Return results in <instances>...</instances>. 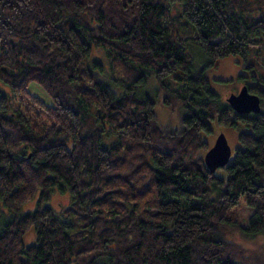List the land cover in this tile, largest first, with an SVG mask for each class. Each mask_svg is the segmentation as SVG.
Listing matches in <instances>:
<instances>
[{
    "label": "trees",
    "instance_id": "1",
    "mask_svg": "<svg viewBox=\"0 0 264 264\" xmlns=\"http://www.w3.org/2000/svg\"><path fill=\"white\" fill-rule=\"evenodd\" d=\"M190 39L205 67L243 56L249 75L238 77L264 102V0H0V79L13 91L0 93V201L11 212L0 264H264L248 253L264 243V111L237 112L204 68L194 74ZM94 46L123 92L87 63ZM149 75L166 107L185 110L179 127L162 126L137 92ZM42 116L44 131L32 124ZM212 119L251 128L225 176L204 160ZM57 189L70 195L60 210L47 204ZM242 201L247 225L234 218ZM236 229L257 240L244 245Z\"/></svg>",
    "mask_w": 264,
    "mask_h": 264
},
{
    "label": "rangeland",
    "instance_id": "2",
    "mask_svg": "<svg viewBox=\"0 0 264 264\" xmlns=\"http://www.w3.org/2000/svg\"><path fill=\"white\" fill-rule=\"evenodd\" d=\"M188 50L192 54V67L191 71L196 74L201 69L204 68L205 74L209 79L211 88L216 91L223 100H226L227 96L231 93H238L245 82L239 79V74L245 73L249 75L248 69L245 68V60L243 56L239 54H231L220 58L217 60L216 64L213 66L205 67L208 57L203 52L199 44L194 42L192 39L189 40ZM258 62L262 66L264 71V51H260L257 54ZM95 61H98L102 64V70L100 68H95L99 72L100 77L103 81L109 84L117 93L123 92L122 85L117 82L111 73L109 57L106 54V51L102 47H93L91 54L87 57V63L92 66ZM94 69V68H93ZM248 79L251 83L255 81L250 77ZM30 93L36 94L43 98L48 104H53L52 97L37 83L33 82L28 87ZM137 92L140 95L148 94L155 102L154 109L157 114V118L162 126L166 128H177L181 124V117L185 113L184 109L180 110H171L162 103V98L157 92L155 78L153 75H149L147 82L140 86L137 89ZM0 93H6L8 95H13L12 89L0 79ZM27 95L26 93L21 96ZM13 106L16 108L18 105L13 103ZM262 111H264V102L262 103ZM212 126V131L209 133H204L205 139L209 142V145L212 146L218 136V134L224 131L227 135L229 143L234 151L236 147L240 146V141L238 135L242 130H250L249 126H246L243 123H239L237 126H228L219 124L215 119L210 121ZM32 124L37 127L40 131H44L51 124V120L47 119L46 116L37 117ZM113 139L111 136L105 138L106 142H110ZM206 153V152H204ZM216 173L225 176L226 171L223 168L216 170ZM37 195L30 201L24 203L21 206L20 212L24 213L31 211L36 207ZM70 202V195L66 192H60L59 189L52 192L51 199L47 204L54 207L56 210H60L61 206L66 205ZM251 213L250 208L246 205L245 201H242L237 207L236 212H234V218H237L240 222L247 225L248 218ZM11 215V212L7 207L0 201V228L3 221ZM239 237L245 242L244 245L250 244L253 240L254 242L257 239H249L248 234L245 229H236ZM36 231L32 226L23 236V242L25 245H30L35 243ZM258 242V241H257ZM253 245V243H251ZM246 247V246H245ZM248 253L252 254L253 257H258L260 254H264V243H256L252 248L248 249Z\"/></svg>",
    "mask_w": 264,
    "mask_h": 264
},
{
    "label": "water",
    "instance_id": "3",
    "mask_svg": "<svg viewBox=\"0 0 264 264\" xmlns=\"http://www.w3.org/2000/svg\"><path fill=\"white\" fill-rule=\"evenodd\" d=\"M226 101L239 113H258L262 111V101L258 94L249 90L244 84L238 93H231ZM232 147L224 131L220 132L212 146L206 151L204 160L213 173L218 168L227 165L232 157Z\"/></svg>",
    "mask_w": 264,
    "mask_h": 264
}]
</instances>
